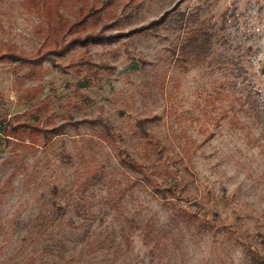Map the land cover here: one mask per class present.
Here are the masks:
<instances>
[{"label": "rangeland", "instance_id": "1", "mask_svg": "<svg viewBox=\"0 0 264 264\" xmlns=\"http://www.w3.org/2000/svg\"><path fill=\"white\" fill-rule=\"evenodd\" d=\"M200 30L205 58L177 60ZM95 116L114 140L78 123ZM146 117L163 160L137 129ZM122 152L154 176L171 172L183 194L157 197ZM177 207L199 219L177 247L144 245L127 222L166 224ZM88 226L124 227L145 264H249L245 248L264 257V0H0V264H57V228ZM84 264L119 262L104 249Z\"/></svg>", "mask_w": 264, "mask_h": 264}, {"label": "trees", "instance_id": "2", "mask_svg": "<svg viewBox=\"0 0 264 264\" xmlns=\"http://www.w3.org/2000/svg\"><path fill=\"white\" fill-rule=\"evenodd\" d=\"M87 14H84L82 19ZM161 18V17H160ZM162 19V18H161ZM61 22V28L64 27L63 21L61 17L59 18ZM72 25L68 27L66 32H71ZM97 39V38H95ZM57 43V42H56ZM75 43H84V40L81 38L71 39L63 44H59L61 47L60 52L67 51L70 49ZM210 43V36L206 31L200 30L197 32L192 38H190L184 45L178 48V54L176 59L182 60L185 62H197L199 60H203L206 56L207 49ZM11 55V54H10ZM14 58H19V56L13 55ZM107 68L106 66H102ZM98 70L92 72L93 76H96ZM89 83L88 80H86ZM82 85V84H81ZM84 86V85H83ZM107 119L101 118L100 116H95L90 119H80L78 123H88L93 126H102L101 136L104 138H110L114 140L115 133L112 132V125L106 121ZM152 118L146 117L142 120H138L137 129L139 130V134L141 137L145 138L147 143L152 147V151L156 154V160H163L161 156L160 150L157 148H162L159 144V141L153 138V135L150 134L145 127V123L151 121ZM28 130L32 129L40 130V126L38 124H27ZM2 129V128H1ZM58 127L50 128L49 130H44V137L47 136V133L52 132L53 135H59V131H56ZM3 130V129H2ZM9 136L8 134H4ZM122 156L119 158L121 166L130 170L136 175H140L142 181L145 185H147L151 191L161 199H173L179 197V195L183 194L185 186H180L177 184L169 185L168 177L172 174L171 172L157 173V177L161 180L157 181L156 176H154L153 165L152 164H141L137 161L131 160L129 155L126 153L121 154ZM129 157L127 159L125 157ZM156 167V166H155ZM156 170V168H154ZM166 204V203H165ZM168 204V201H167ZM176 204V203H174ZM55 208L54 212L58 218L59 215L63 214V207L59 203H53ZM193 207L197 209L200 208L198 202H193ZM176 214L174 217L168 220L166 224L160 223L155 220L143 221L141 218L135 219H127L129 225L131 224L135 229L140 231V236L143 237V244L147 245L153 242V246L158 247L161 246V243H172L173 246L177 247L180 245L182 238H176L178 235L182 237L183 229H190L199 223V219L196 216L198 212H189L182 208L177 207ZM83 215L86 216L84 213ZM84 216L85 219H88ZM54 224V222H53ZM47 225V219L43 220V226ZM59 225V223L57 224ZM73 229H77L82 227V225L77 224L76 228L74 225H70ZM70 227V228H71ZM125 228L122 227L120 234L111 228V233L103 234L104 231H99L96 233L90 232L89 226L85 227L82 232H75L74 230L65 228H57L55 238L53 239L52 251L57 256V264H84L88 263V260L93 257L96 251L101 250H111L112 249V262H119V264H145L144 258H141L138 254L129 255V250L131 249V240L130 236L126 235L124 232ZM66 231V232H65ZM79 244L80 250L76 251V246ZM163 245V244H162ZM71 251V252H70ZM74 251V252H73ZM244 253L249 256V264H264V257H262L259 253L253 252L252 254L246 250Z\"/></svg>", "mask_w": 264, "mask_h": 264}]
</instances>
